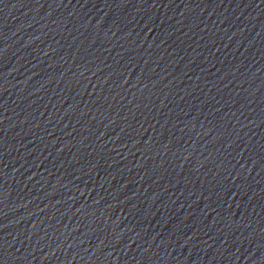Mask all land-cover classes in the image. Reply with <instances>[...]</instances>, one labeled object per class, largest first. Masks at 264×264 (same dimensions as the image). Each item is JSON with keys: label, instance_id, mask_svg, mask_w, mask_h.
<instances>
[{"label": "water", "instance_id": "obj_1", "mask_svg": "<svg viewBox=\"0 0 264 264\" xmlns=\"http://www.w3.org/2000/svg\"><path fill=\"white\" fill-rule=\"evenodd\" d=\"M0 264H264V0H0Z\"/></svg>", "mask_w": 264, "mask_h": 264}]
</instances>
